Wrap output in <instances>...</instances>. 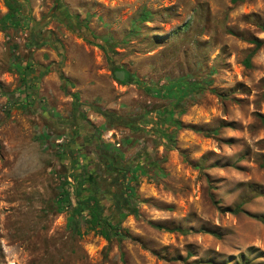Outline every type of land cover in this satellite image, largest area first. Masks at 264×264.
<instances>
[{"label":"rangeland","instance_id":"374dc122","mask_svg":"<svg viewBox=\"0 0 264 264\" xmlns=\"http://www.w3.org/2000/svg\"><path fill=\"white\" fill-rule=\"evenodd\" d=\"M20 1L0 0V264H264V0Z\"/></svg>","mask_w":264,"mask_h":264},{"label":"flooded vegetation","instance_id":"af4514ba","mask_svg":"<svg viewBox=\"0 0 264 264\" xmlns=\"http://www.w3.org/2000/svg\"><path fill=\"white\" fill-rule=\"evenodd\" d=\"M36 34H39V32H36ZM41 35L42 34H39L40 37H42ZM77 126L79 130V138L82 139L81 144L86 145V147L94 154L99 153L100 157L110 158V155L99 147V136L92 131V128L87 127L85 122H79Z\"/></svg>","mask_w":264,"mask_h":264},{"label":"trees","instance_id":"16d2710c","mask_svg":"<svg viewBox=\"0 0 264 264\" xmlns=\"http://www.w3.org/2000/svg\"><path fill=\"white\" fill-rule=\"evenodd\" d=\"M21 4H22V2H21L20 0H11L10 8H11L12 10H18L19 7L21 6ZM147 15H148V13L145 12V13L143 14V17L146 18ZM38 24H39V23H37V24L35 23V24H34V29H35V30H37ZM35 26H36V27H35ZM260 45H261V42H260L259 40H256V41H255V48L259 47ZM248 61H249V58L246 59V64H248ZM99 112H100L101 114H105V115H107V113H106L105 111H103V110H99ZM111 227H113V226L111 225ZM180 231L185 232L186 230H182V229H181ZM100 232H101L105 237H109L108 229L105 228L104 226H102V227L100 228Z\"/></svg>","mask_w":264,"mask_h":264},{"label":"water","instance_id":"95a60500","mask_svg":"<svg viewBox=\"0 0 264 264\" xmlns=\"http://www.w3.org/2000/svg\"><path fill=\"white\" fill-rule=\"evenodd\" d=\"M113 74H114L115 78H117L120 81H124V82L128 81V74H127L126 70H124V69H115L113 71Z\"/></svg>","mask_w":264,"mask_h":264}]
</instances>
